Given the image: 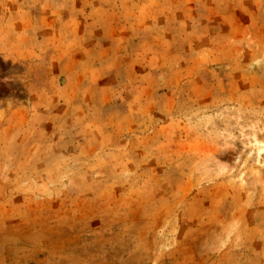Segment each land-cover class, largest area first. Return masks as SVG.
Returning <instances> with one entry per match:
<instances>
[{
    "label": "rangeland",
    "instance_id": "374dc122",
    "mask_svg": "<svg viewBox=\"0 0 264 264\" xmlns=\"http://www.w3.org/2000/svg\"><path fill=\"white\" fill-rule=\"evenodd\" d=\"M0 264H264V0H0Z\"/></svg>",
    "mask_w": 264,
    "mask_h": 264
},
{
    "label": "bare ground",
    "instance_id": "6f19581e",
    "mask_svg": "<svg viewBox=\"0 0 264 264\" xmlns=\"http://www.w3.org/2000/svg\"><path fill=\"white\" fill-rule=\"evenodd\" d=\"M256 144H257V141L256 140H254V146H256ZM256 149V152H257V156H259L260 155V153H262V149H259V148H255Z\"/></svg>",
    "mask_w": 264,
    "mask_h": 264
}]
</instances>
